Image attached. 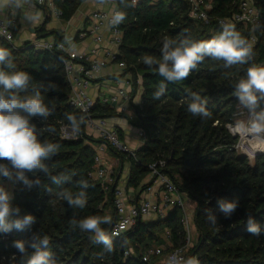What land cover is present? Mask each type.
I'll list each match as a JSON object with an SVG mask.
<instances>
[{
  "label": "trees",
  "instance_id": "trees-1",
  "mask_svg": "<svg viewBox=\"0 0 264 264\" xmlns=\"http://www.w3.org/2000/svg\"><path fill=\"white\" fill-rule=\"evenodd\" d=\"M86 1L51 0V3L61 14L60 19L68 22ZM113 1L118 11L126 13V19L119 25L122 40L118 61H124L125 74L140 78L141 86L140 104L134 106V121L128 123L142 133L143 142L136 149L134 158L111 148L108 150L111 156L128 164L127 187L142 194L154 182L151 179L149 183H143L150 175L149 166L163 163L158 167L159 173L195 205L196 239L187 249L185 260L195 257L200 264H264V155H256L250 162L234 150L237 139L227 129L239 104L233 95L235 84L246 78L249 67L264 66V0H253L257 26L234 24L242 37L248 41L251 36L255 38L253 56L247 64L225 67L223 61L206 57L186 80L168 83L167 91L159 100L152 96L163 78L155 71L157 66L148 67L142 58L152 56L161 60L165 39L207 41L219 35L222 29L218 21L229 20L239 13L242 0H203L210 6L207 22L192 19L185 0H137L135 6L130 7H125L120 0ZM131 3L127 0V4ZM40 8L45 21L34 29L36 40L51 37L56 43L65 42L59 31H46L50 12ZM0 47L11 52L15 70L25 71L32 78L29 90L20 95L31 96L34 90L39 91L43 102L54 108L47 120L31 119L41 141L59 145L57 154L45 161L50 175H71L69 182L57 185L43 173H36L42 187L31 190L15 184L13 206L21 209V216L28 213L35 216L36 222L24 231L0 233V264H18L21 254L13 246L14 241L29 240L36 232L50 237L49 250L56 264H154L153 258L158 257H151L147 262H143L142 257L163 245L165 233L170 244L167 253L183 246L185 234L178 209L169 211L164 219L139 220L119 236H112L116 219L114 189L118 181L116 175L113 176V183L106 188L104 183L91 178L94 147L99 140L87 135L85 118L78 135L74 133L71 138L61 135L63 127L71 128L66 114L77 118L82 115L70 105V87L57 56L36 49L31 42L12 46L0 40ZM192 92L206 101L210 117L193 116L187 111ZM120 116L110 107L97 106L93 112L94 118ZM49 128L54 131H48ZM119 137L122 141L120 133ZM81 179L90 185L85 190L86 206L73 208L59 193L65 190L78 193ZM219 198L239 200V208L230 219L219 212ZM206 210L215 215V224L208 220ZM249 215L261 228L259 236L246 230ZM88 216L112 218L111 224L101 225L113 241L111 253L106 252L102 244L93 243L92 233L83 232L69 223L73 217L79 220ZM13 254L15 262L8 259Z\"/></svg>",
  "mask_w": 264,
  "mask_h": 264
},
{
  "label": "clouds",
  "instance_id": "clouds-1",
  "mask_svg": "<svg viewBox=\"0 0 264 264\" xmlns=\"http://www.w3.org/2000/svg\"><path fill=\"white\" fill-rule=\"evenodd\" d=\"M42 3L43 0H37ZM100 5L106 0H96ZM137 0H132L131 5L127 0H120L125 7L135 6ZM27 5L29 11L22 18L24 23H35L38 17L31 12L35 7L34 0H0V11L5 7L15 6L23 9ZM126 19V13L115 11L109 20L110 26H119ZM9 26L11 24L9 23ZM219 35L207 41H195L184 38L179 41L165 39L161 49L162 59L157 60L152 56H144L142 61L148 67L157 66L155 71L161 80L152 99L159 100L167 91L168 83H178L186 80L197 65L208 57L215 61H223L225 67L233 65H244L253 56V45L236 30L235 26L228 22L221 23ZM65 43L71 46V41L65 37ZM63 44L60 45L63 48ZM11 52L0 47V177L8 180L12 185L21 184L26 189L42 187V182L36 173H43L52 183L60 185L71 180V175L61 173L58 176L50 175V170L45 161L50 160L57 154L59 145L47 141H41L38 131L31 119L36 117L47 120L52 115L54 108H49L41 97L39 91H33L31 96H21L20 93L27 92L31 83V76L25 71L15 70ZM47 90V89H46ZM191 102L187 111L193 116L202 118L210 117L211 113L206 107V101L195 92L189 94ZM233 95L237 98L239 106L249 113L250 123L247 130L256 134L264 133V66H252L247 70L246 78H242L235 84ZM73 133L79 134L81 125L85 123L84 117L77 118L73 114H66ZM237 126H244L243 122H237ZM48 131H54L49 128ZM29 174H33L30 175ZM80 191L73 194L70 191L59 193L69 206L83 209L86 206L85 190L89 183L81 179ZM12 192L0 184V233H11L13 230L24 231L30 229L36 222L32 214L20 215L21 209L13 206ZM218 210L226 219H230L239 208V200L217 199ZM207 211L208 220L215 224L216 217ZM15 217V218H13ZM70 225L79 228L83 232L92 233V241L102 244L106 252L111 253L113 241L106 231L101 227L111 224L110 216H88L77 220L73 217ZM125 230L121 223L119 230L113 231V236L120 235ZM246 230L259 236L261 228L254 218L249 215L246 222ZM50 237L41 236L39 232L33 233L29 240H16L13 246L21 254L18 264H56L53 253L49 250ZM29 249L31 250L29 252ZM15 262L13 254L8 258ZM169 264H200L195 257L186 260L171 258Z\"/></svg>",
  "mask_w": 264,
  "mask_h": 264
},
{
  "label": "built area",
  "instance_id": "built-area-1",
  "mask_svg": "<svg viewBox=\"0 0 264 264\" xmlns=\"http://www.w3.org/2000/svg\"><path fill=\"white\" fill-rule=\"evenodd\" d=\"M185 1L190 6L189 16L192 19L202 22L208 21L209 16L207 11L210 9L209 4L203 0ZM35 5L39 8H46L49 10L52 17L60 19L61 14L54 9L51 0H43L42 3L35 0ZM115 11L118 10L114 8L109 13H94L92 15V25L88 30V33L95 37L96 43L100 44L102 39L97 36V30L99 27L105 26L109 34L107 44L113 48V52L109 49H94L86 55L78 54L72 51L65 42L56 43L54 41H43V43L35 46L36 49L48 51L57 56L58 61L63 67L65 78L70 87V105L86 119V127L92 128L96 132L99 144L94 147L93 170L90 176L93 180L104 183L106 188L113 183L112 176L105 166L104 158L106 156L107 149L111 148L133 158L135 157L136 151V149H131L120 140L118 130L110 126L107 119L93 117V112L97 106L113 108L118 114L126 113L127 108L123 106V103L130 100L129 93L125 91L124 87L115 88L111 93H108L97 101L90 95L93 81L98 78L100 71L109 63H114L116 69L119 71L126 68L124 61H118L120 57L119 48L122 40V32L119 29V26L113 27L109 24V20ZM257 18V10L253 0H242L239 6V13L235 14L229 20H219L218 23L220 26L222 22H228L233 25L237 23L254 27L258 25ZM9 23L11 26H9ZM13 25L14 21L5 22L0 20V40L9 45L15 46L12 29ZM81 35L86 36V33H82ZM249 42L251 44L255 42L254 36L250 37ZM61 44L64 45L63 48L60 47ZM240 115L246 118V124L250 123L248 111L241 107H237L236 111L233 113V121ZM227 129L232 136H237L234 150L238 153L241 152L243 156L245 155V157H247V149L252 146L251 140L248 139L249 137L247 134L251 131H248L246 127H238L233 124V122L227 126ZM234 129H236L237 132H235ZM136 131L137 137L142 143L143 135L139 130ZM61 135L63 138H71L74 133L71 128L63 127L61 129ZM256 155H264V148L260 152H257ZM159 166H163V163L149 166L150 179H154V185L157 189V196L155 200L143 198L130 205L127 203L124 190L119 187H115L113 207L116 219L111 232L113 233V231L119 230V225L121 223L125 225V230L121 231V233H123L133 227L139 220H145L148 217L164 219L169 211L178 209L181 214L180 224L184 230L185 240L183 246L174 249L165 255L163 264H169L170 259L173 257H175L177 261L181 259L185 260V253L191 246L190 220L186 213L187 203L185 202V198L166 176L159 173ZM163 253L164 250L162 248L151 249L142 257V261L147 262L151 257L159 258L163 255Z\"/></svg>",
  "mask_w": 264,
  "mask_h": 264
},
{
  "label": "crops",
  "instance_id": "crops-1",
  "mask_svg": "<svg viewBox=\"0 0 264 264\" xmlns=\"http://www.w3.org/2000/svg\"><path fill=\"white\" fill-rule=\"evenodd\" d=\"M87 4H90L89 7H87L88 6ZM114 8H115V2L113 0H106V3L103 5L98 4L96 0H88L80 5V7L76 10L74 15L68 22H64L61 19H55L54 17H52V15H50V21L45 26V29L46 31H59L62 34L64 41H65V37H67L71 41V46L67 43L66 44L71 48L72 51L78 54L86 55L87 53H89L91 50L94 49H100V50L109 49L110 51L113 52V48H111L107 44V41L109 39V34L105 26H101L97 30V36L102 39V42L100 44L96 43L95 37L93 35H90L88 33V30L92 25V15L94 13L97 12L109 13ZM27 11H29L27 5H25L23 9H16L15 6H11V7H5L2 11H0V20H3L5 22L14 21V25L12 29L15 33L14 34L15 46H21L27 42H31L34 44V46H36L40 43H43V41H53L51 37L41 40H36L35 38L34 29L40 26L41 24H43L45 21V14L43 10L37 7L36 5L33 9H31V12L38 17L36 22L31 24L22 22L23 15ZM82 33L84 34L86 33V36H82L81 35ZM120 77H121V72H119L116 69L115 64L109 63L105 68H103L100 71L98 78L95 81H93V86L90 90L91 97H93L94 100L97 101L100 100L105 95H107L108 93H111L115 88L124 87L125 91L129 93V96L131 98L132 85L130 83V80L127 77L126 78H120ZM137 94L139 95L137 98L138 100L133 99V103L138 104L141 95L140 85ZM128 102L123 103V106L127 108ZM107 120L110 126L119 130V133L122 137V142L126 144L128 147H130L131 149H137L141 145V141H139L137 137L136 128H134L131 125H127L125 121L123 119H120L119 117L114 119H107ZM92 135L95 136V134ZM108 150L109 148L107 149V153L104 158L105 166L107 170H110V168L112 167L110 174L112 177L116 175V180L118 181V185L116 187H119L124 190L127 203L131 205L143 198H147L149 200H155L157 196V189L156 186L154 185V182L148 188L149 190L148 189H147L148 191L146 190L147 192L145 191L142 194L134 192L132 188L127 187V179L130 172L128 164L121 163L118 159L111 156L108 153ZM112 170L115 173H113ZM149 182H150L149 176H147L143 180V183L147 184ZM0 184H3L5 187H7L13 194L15 190V185H12L8 180H4L1 177H0ZM184 198H185V202H187L188 199L186 197Z\"/></svg>",
  "mask_w": 264,
  "mask_h": 264
},
{
  "label": "rangeland",
  "instance_id": "rangeland-1",
  "mask_svg": "<svg viewBox=\"0 0 264 264\" xmlns=\"http://www.w3.org/2000/svg\"><path fill=\"white\" fill-rule=\"evenodd\" d=\"M87 5H88L87 7H89L90 4H87ZM119 72H121L120 78H126L127 77L130 80V83L132 85L133 92L131 90V96L132 97L130 98V100L128 102L127 111H126V113H123L122 116L119 117L120 119H123L127 125H130L128 123V121H134V115H133L134 106H137L138 104H140V99H139L138 104L133 103V99L135 100L139 96L137 94V91L139 90L140 78L139 77L134 78L131 73L125 74L124 70L119 71ZM238 107H240L239 104H238ZM112 119H114V118H112ZM238 121L243 122L244 126H242V127H244V128L245 127L247 128V126L249 125V124H246V118L242 115L235 118V120L233 121V124H235L237 126ZM66 131L69 132L68 130H66ZM85 131H86L87 135H89L90 137H92L94 139H97L96 132L94 131V129L86 127ZM92 134H95V136H93ZM247 136L249 137L248 139L251 140V145H252L251 147H249V149H247V155H248L247 157H248L249 161L252 162L255 155L257 154V152H260L264 148V133L256 134V133L250 132L249 134H247ZM239 154H241V152ZM111 169H112V167L108 171L110 172ZM112 172L115 173L113 170H112ZM149 180H151L150 176H149ZM121 187H122V185H121ZM186 203H187L186 204V206H187V212L186 213H187V216L190 220V238H191L190 245H192L196 239V230H195L194 223H193V212H194L195 206L189 200ZM154 220H155V218H153V217H150V218L148 217L145 219V221H154ZM165 236H167V233H165L162 236L163 237L162 240L164 241L163 245H158L157 247L162 248L164 250L165 255H166V253H167L166 250H168V246L170 244H168V242H169L168 241L169 238H167L168 236L166 238H165ZM165 240H166V242H165ZM165 255L162 258H160V257L159 258H153V260H152L153 263L154 264H163Z\"/></svg>",
  "mask_w": 264,
  "mask_h": 264
},
{
  "label": "water",
  "instance_id": "water-1",
  "mask_svg": "<svg viewBox=\"0 0 264 264\" xmlns=\"http://www.w3.org/2000/svg\"><path fill=\"white\" fill-rule=\"evenodd\" d=\"M233 138H234V139H237V136H236V135H234V136H233ZM244 156H245V155H244Z\"/></svg>",
  "mask_w": 264,
  "mask_h": 264
},
{
  "label": "bare ground",
  "instance_id": "bare-ground-1",
  "mask_svg": "<svg viewBox=\"0 0 264 264\" xmlns=\"http://www.w3.org/2000/svg\"><path fill=\"white\" fill-rule=\"evenodd\" d=\"M234 131H235V132H237V130H236V129H234Z\"/></svg>",
  "mask_w": 264,
  "mask_h": 264
}]
</instances>
